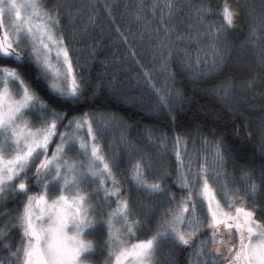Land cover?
I'll return each mask as SVG.
<instances>
[{
    "label": "snow or ice",
    "instance_id": "1",
    "mask_svg": "<svg viewBox=\"0 0 264 264\" xmlns=\"http://www.w3.org/2000/svg\"><path fill=\"white\" fill-rule=\"evenodd\" d=\"M61 7L71 25L68 29L61 24ZM117 7L116 0H90L75 11L67 5L48 8L46 0H0V205L8 200L18 203L0 227L6 252L0 264H89L97 245L87 237L96 233L105 238L104 264H154L161 244L193 249L194 264H264V218L258 219L257 209L247 208L244 199L255 193L257 185H245L240 195L235 178L224 170L223 135L217 137L210 129L213 139L201 137L202 147L197 149L193 138L191 151L189 138L181 133L155 136L152 146L161 154L171 140L177 166L173 174L154 169L155 158L127 139L115 116L98 118L83 111L70 115L71 105H80L87 88L78 71L82 65L76 44L98 29L115 47L104 61L123 67L131 60L136 69L124 80L112 77L111 90L147 85L156 99L154 110L165 112L173 123L176 120V108L184 97L168 83L175 79L169 64L176 48L165 20L177 11L176 4L139 3L131 12L132 5L126 3L121 22L116 20ZM157 9L160 24L152 28ZM211 11L203 4L194 9L216 69L224 60L218 41L234 24L237 12L226 0L223 23L214 28V22L207 20ZM78 16L85 17L79 26ZM183 39L202 43L199 36ZM121 46L126 50L123 56ZM101 47L94 41L93 59ZM137 47L150 53L149 64L139 58ZM184 56L191 59L187 50ZM200 56L198 48L196 65ZM158 72L165 74L160 87L154 82ZM218 94L227 100L231 85L225 84ZM60 101L69 112L52 106ZM113 127L120 129V139L105 146L102 141ZM241 179L251 180L252 173ZM260 179L264 181V171ZM171 183L180 191H173ZM259 210L264 217V208ZM13 229L16 240L9 235Z\"/></svg>",
    "mask_w": 264,
    "mask_h": 264
},
{
    "label": "trees",
    "instance_id": "2",
    "mask_svg": "<svg viewBox=\"0 0 264 264\" xmlns=\"http://www.w3.org/2000/svg\"><path fill=\"white\" fill-rule=\"evenodd\" d=\"M175 1L177 11L174 12L173 23L184 26L187 22L186 26L194 25L198 30L202 26L193 12L200 4L212 10L207 15V20L217 18L223 23L221 13L226 0ZM60 2L46 0V5L52 8L54 5H61ZM152 3L150 1L147 6ZM227 3L237 12V17L232 27L221 33L219 45L223 50L224 60L219 67L213 69L212 66H202L201 68L209 69L193 71L178 56H173L169 64L170 73L175 77L170 81V86L179 90L184 97L176 108L174 123L165 112L154 110L156 99L147 87H142V90L141 87L118 86L117 90H111L108 81L114 76L124 80L127 74L125 68L107 62L111 66L106 69L108 74L104 77L101 63L105 56L103 54L96 56L87 72H80L87 82L85 98L79 106L71 105L73 111L70 115H79L83 111L89 114H108L122 120L127 125L129 141L156 156L158 169L173 174L177 166L171 140L168 141L167 152L161 154L160 149L152 146L155 136L166 133L171 138L176 133H181L189 138L188 143L192 144L194 138L198 148L197 145L202 146L200 138L212 140L209 130H215L216 136L223 135L224 139V170L235 178V186L242 189L240 195H244L245 185H257L255 193L249 192L244 199L245 206L257 209L256 217L261 219L264 218L259 210L264 208V181L260 179L261 172L264 171V140L261 138L264 134V0H227ZM61 24L65 28L62 20ZM254 34L258 36L255 47L249 42ZM192 73L199 75L193 76ZM249 82H254L252 87H246ZM225 84L232 87V95L227 100L221 99L218 94ZM52 106L69 112V106L63 101L53 102ZM33 121L35 122V118ZM149 132L153 133L151 139L148 137ZM123 169L122 162L120 171L123 172ZM249 172L252 173V179L242 180L241 177ZM173 178L174 176H170L168 179L171 181ZM127 183L125 181V185ZM169 186L173 191H180L174 183ZM17 207L15 200H8L6 204L0 205V227L8 221L9 215ZM6 210L8 215L4 214ZM9 235L16 240L17 230L13 229ZM87 238L97 245V253L91 257L89 264H104V236L96 233ZM2 245L3 241H0V257L6 255ZM196 259L193 249L161 244L154 264H194Z\"/></svg>",
    "mask_w": 264,
    "mask_h": 264
},
{
    "label": "rangeland",
    "instance_id": "3",
    "mask_svg": "<svg viewBox=\"0 0 264 264\" xmlns=\"http://www.w3.org/2000/svg\"><path fill=\"white\" fill-rule=\"evenodd\" d=\"M60 1H61L60 2L61 5H67L73 11L78 9L81 5H86L87 3L90 2V0H60ZM126 1L127 0H116L118 7L114 10V12L116 15V20L118 22H121V12L123 11V6H124V4L128 3ZM145 1H149V2L154 1V2H157L160 4L165 3V0H145ZM173 2L176 3L175 0H173ZM129 11L134 12V11H136V9L131 7L129 9ZM166 11L167 10H165V12ZM145 12H147V8L145 9ZM61 13H62V15L64 14V8L63 7H61ZM175 13L173 14V16L171 18H168L167 16H165V20L167 21V26L171 29L172 43H173L174 47L176 48V52H175L174 56H178V57L182 58L186 66L189 64L193 65V67H189L193 71H200V70H204V69H209V68H201L202 66H207V67L211 66V60L213 59L212 52L206 47L208 41L203 36V33L205 31L204 27H199V29L196 30L194 25L193 26H186L187 22L184 23V26L176 24V22L173 23L172 18H174ZM142 14H144V13H142ZM194 14L195 13L193 12V16H194ZM219 20L217 18L210 19V21L214 22V28L220 27L221 23ZM62 21L65 23V29H68L69 27H71V25L68 23V18L66 15H63ZM84 22H85V17L78 16L76 18V24L78 26L82 25ZM159 24H160V10L157 9L155 18L151 19V27L156 28L159 26ZM230 27H232V26H230ZM133 28H134V30H136V26L134 24H133ZM90 33L91 34L88 37H86L83 41L76 44V47L80 50L77 54L80 58V63L82 65V67L78 69L79 72H87L92 65V62L94 59L92 58L91 46L94 45V41H99L100 44L102 45V47L99 49L98 55L103 54V55H105L104 57H106V56H110L108 54H112L115 51V47L109 45V41L107 40L106 36H102L98 29L95 31L90 30ZM186 35H191L193 38H195L196 36H199L201 38L202 43L197 42L195 39H193L191 41H186L183 39V37ZM178 37H179V39H178ZM145 40L147 42V37L145 38ZM251 40L249 41L250 44H253V46L255 47V45L257 44V41H258L257 34L252 35ZM218 44H219V41H218ZM198 48L201 49V56H200L201 63L196 65L195 64L196 50ZM184 50H187L189 52L191 59H188L187 57L184 56ZM137 52H138L139 58L142 59V61L145 64H149V62L151 61V55L147 51V49L142 48V47H137ZM125 53H126V50L123 49V47L121 46L119 55L123 56V55H125ZM205 60H207L208 63H204L203 61H205ZM158 62L159 61H157V63ZM101 63L103 64L102 74L104 77H107L108 70H106V69L109 68L111 65L109 63H107L106 61H104V58H103V61ZM149 66H151V65H149ZM120 68H125V71L127 74L126 77H131L133 75V73L136 71L135 65L133 64V62L131 60L126 61L124 63V66L120 67ZM210 69H212V68H210ZM169 71H170V68H169ZM164 79H165L164 73H159V72L154 73V82L156 83L157 87L161 86ZM168 83L170 86V81ZM142 87H147V85H144ZM94 115L97 116L98 118L101 116H104V117L111 116L108 114H94ZM117 120L122 124V126L126 130V134H127L126 123L123 122L122 120L118 119V118H117ZM119 139H120V129L118 127H113V128L108 130V132L106 133V136H105V140L102 141V143H104L105 146H107V143L109 141H112L113 143H115V142H118ZM154 140H155V138H154ZM197 147H198L197 149H200L202 146L197 145ZM188 148H189V151L192 150V144L191 143H188ZM208 155L211 156V152H209ZM152 156L155 158L153 161V167H154V169H158L157 164H156V156H154V155H152ZM125 162H126V158H125ZM125 162H123V167L125 165ZM203 259H209L210 260L211 258L205 256V257H203Z\"/></svg>",
    "mask_w": 264,
    "mask_h": 264
},
{
    "label": "flooded vegetation",
    "instance_id": "4",
    "mask_svg": "<svg viewBox=\"0 0 264 264\" xmlns=\"http://www.w3.org/2000/svg\"><path fill=\"white\" fill-rule=\"evenodd\" d=\"M126 2L132 5L134 9L136 8V5H138L139 3H144L145 5L150 4L149 1H145V0H127Z\"/></svg>",
    "mask_w": 264,
    "mask_h": 264
}]
</instances>
